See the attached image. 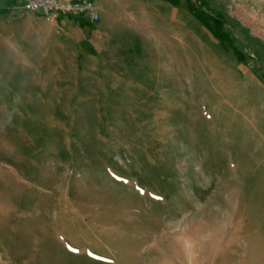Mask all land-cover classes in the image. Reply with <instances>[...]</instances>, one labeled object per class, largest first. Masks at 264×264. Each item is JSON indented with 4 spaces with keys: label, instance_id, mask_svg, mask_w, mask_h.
<instances>
[{
    "label": "rangeland",
    "instance_id": "374dc122",
    "mask_svg": "<svg viewBox=\"0 0 264 264\" xmlns=\"http://www.w3.org/2000/svg\"><path fill=\"white\" fill-rule=\"evenodd\" d=\"M0 15V264H264V0Z\"/></svg>",
    "mask_w": 264,
    "mask_h": 264
},
{
    "label": "built area",
    "instance_id": "2783aa9c",
    "mask_svg": "<svg viewBox=\"0 0 264 264\" xmlns=\"http://www.w3.org/2000/svg\"><path fill=\"white\" fill-rule=\"evenodd\" d=\"M18 11L40 13L47 21L59 15L84 17L95 22L99 13L94 0H16Z\"/></svg>",
    "mask_w": 264,
    "mask_h": 264
},
{
    "label": "crops",
    "instance_id": "0c3cea01",
    "mask_svg": "<svg viewBox=\"0 0 264 264\" xmlns=\"http://www.w3.org/2000/svg\"><path fill=\"white\" fill-rule=\"evenodd\" d=\"M94 1H95L96 8L98 10V13H99V18H98V20L95 21V22H97V21L101 20V17L104 14V10H103V6H102V4L100 2L97 3L96 0H94ZM16 6H17V1L16 0H0V15L3 14L4 12H8V11H10V12L12 11V12H15V13L26 12V11H18L16 9ZM32 14H35L36 16H41L44 19V17L40 13H32ZM66 17L67 18L68 17H70V18H79V17L70 16V15H59L57 18L52 19L50 21H47L46 19H44V20L47 21V22H54V21H59L62 18H66ZM81 18H83L85 21H87L88 24L94 23V22H89L84 17H81Z\"/></svg>",
    "mask_w": 264,
    "mask_h": 264
}]
</instances>
